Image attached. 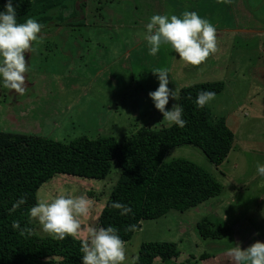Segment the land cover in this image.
Segmentation results:
<instances>
[{
	"label": "rangeland",
	"instance_id": "374dc122",
	"mask_svg": "<svg viewBox=\"0 0 264 264\" xmlns=\"http://www.w3.org/2000/svg\"><path fill=\"white\" fill-rule=\"evenodd\" d=\"M47 1L35 3L47 4L45 11L0 20V132L65 143L102 135L121 141L145 124L171 125L181 88L222 81L224 90L207 106L213 120L226 119L235 141L218 167L193 146L170 150L164 162L203 167L223 192L141 222L125 245L106 244L96 226L119 177L115 166L104 180L60 175L42 185L31 214L36 235L71 231L89 239V264H130L144 242L177 245V259L153 264H263L264 0ZM50 37L74 39L45 44ZM65 47L78 55L62 54ZM45 59L54 69L44 68ZM204 218L229 227L231 239L203 241L196 224ZM205 252L215 258L199 261Z\"/></svg>",
	"mask_w": 264,
	"mask_h": 264
},
{
	"label": "trees",
	"instance_id": "16d2710c",
	"mask_svg": "<svg viewBox=\"0 0 264 264\" xmlns=\"http://www.w3.org/2000/svg\"><path fill=\"white\" fill-rule=\"evenodd\" d=\"M31 10L30 0H0V20L7 23L27 17ZM224 88L222 81L181 88L171 125L155 128L145 124L121 141L102 135L65 143L0 132V264L91 262L90 240L79 238V234L36 235L31 214L37 206V192L56 176L104 180L113 166L119 169L96 224L102 240L116 246L128 243L143 221L160 219L172 210L183 213L219 196L223 186L206 169L185 159L164 162V158L173 148L190 145L201 150L213 166L223 163L235 136L224 117L213 120L207 98ZM84 196L89 200L93 195L88 191ZM196 231L203 241L230 240L232 235L229 227L215 225L209 218L197 223ZM179 254L175 243L144 242L130 264H153L156 259L164 263ZM212 258L214 255L205 252L199 261L211 262Z\"/></svg>",
	"mask_w": 264,
	"mask_h": 264
},
{
	"label": "crops",
	"instance_id": "0c3cea01",
	"mask_svg": "<svg viewBox=\"0 0 264 264\" xmlns=\"http://www.w3.org/2000/svg\"><path fill=\"white\" fill-rule=\"evenodd\" d=\"M32 1V9H35V7H37V9H35L36 11H38V12H40L41 10H43V11H45V9H46V7H47V4H45V5H43V6H41V7H38V6H36L35 5V3H38V2H40V0H31ZM46 2H48L47 0H45ZM78 9V8H77ZM101 9H99L98 10V12L100 11ZM73 14H74V11H73ZM99 15V14H98ZM58 17L59 18H62V19H68L70 16H68V15H66V16H62V15H58ZM53 23H56V21H53ZM68 38L70 39L71 37H65V38H63V37H50V39L49 40H47V41H45L44 43L46 44V43H49V42H52V41H50V40H53V39H56V40H58L60 43H68ZM71 39H74V38H71ZM24 41H25V43H28V39L27 38H24ZM49 48H47V47H45V51H47ZM63 50H62V54H64V55H66V56H70L71 55V53L74 51V54L75 55H78V53H79V50H78V48H74V49H71V48H67V47H65V48H62ZM96 50H98V49H96ZM49 61L47 60V59H45L44 60V64H45V69L46 68H49V70H52V69H54V67H53V65L52 64H50L49 65V63H48ZM68 64H69V62H68ZM68 64H67V67H68ZM40 69V68H39ZM36 70V69H35ZM37 71H39V70H37ZM50 75L52 74V72L51 73H49ZM30 86H32V85H30ZM28 87V86H27ZM74 87V86H73ZM70 88H71V86H70ZM76 89V88H75ZM238 246H235V245H233L232 247H230V249H233V248H237Z\"/></svg>",
	"mask_w": 264,
	"mask_h": 264
},
{
	"label": "clouds",
	"instance_id": "9594fccd",
	"mask_svg": "<svg viewBox=\"0 0 264 264\" xmlns=\"http://www.w3.org/2000/svg\"><path fill=\"white\" fill-rule=\"evenodd\" d=\"M30 1H31V0H30ZM31 2H32V1H31ZM32 6H33V5H32ZM176 115H177V113H176ZM175 118H176V117H175ZM119 252H120V250H118L117 255L119 254ZM117 255H116V256H117ZM263 264H264V263H263Z\"/></svg>",
	"mask_w": 264,
	"mask_h": 264
},
{
	"label": "water",
	"instance_id": "95a60500",
	"mask_svg": "<svg viewBox=\"0 0 264 264\" xmlns=\"http://www.w3.org/2000/svg\"><path fill=\"white\" fill-rule=\"evenodd\" d=\"M137 229H139V226L138 227H136Z\"/></svg>",
	"mask_w": 264,
	"mask_h": 264
}]
</instances>
